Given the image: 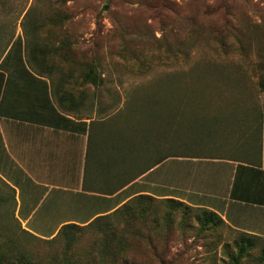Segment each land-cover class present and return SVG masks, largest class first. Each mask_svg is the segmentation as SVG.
<instances>
[{"label": "rangeland", "instance_id": "rangeland-1", "mask_svg": "<svg viewBox=\"0 0 264 264\" xmlns=\"http://www.w3.org/2000/svg\"><path fill=\"white\" fill-rule=\"evenodd\" d=\"M147 1L0 0V60L18 36L24 64L31 69L34 67L29 54L33 41L39 46L46 43L51 47L46 62L56 65L53 71L56 77L60 74L76 78L80 83L88 65L95 68V61L100 63L99 72L106 80L104 85L98 89L91 84L84 85L86 94L95 95V212L105 209V204L109 208L139 193L156 199L170 197L192 207L206 208L194 205L197 200L185 201L195 199L189 184L194 159L230 155L246 158L254 156L260 148L255 128L258 127L256 122L264 116V93L256 85L257 72L231 49L226 50V56H217V36L209 32L211 22L207 20H203L207 34L195 38L196 48L190 52L188 64H168L160 47L142 40L145 34L152 39L162 34L172 42L177 36V25L169 22L163 27L166 19L162 22L155 19V8L149 10L147 6H151ZM150 1L156 5L154 0ZM260 1L264 0H237L235 7L239 15L249 14L251 19L259 21L264 11L257 17L254 9L260 7ZM260 8H264L263 2ZM51 21L57 25L51 26ZM39 23L46 25L35 31L33 26ZM263 33L258 37L262 41ZM224 34L225 31L222 36H228ZM59 45H64L62 52L67 55L66 59L54 50ZM154 48L165 64L151 68L144 75L130 72L135 62ZM123 49L132 52L126 51L123 57L120 55ZM246 51L244 55L254 61L252 46ZM136 54L138 57L134 56ZM68 71H73L74 76L69 77ZM169 126L174 128V134L170 131L165 135L163 132L169 130ZM147 129L156 133L159 130L163 138L158 141L163 147L169 146L165 139H173L174 151L191 156L164 159L155 170L136 176L131 187L108 198L109 190L121 179L119 176L127 177L128 172V167L115 161L119 134L127 137L136 131L142 139ZM182 141L189 145L185 146ZM139 146L141 142L137 140L135 148ZM0 190L4 198L0 230L9 232L13 247H19L33 258L55 253L63 247L60 241H45L56 235L60 226L68 223L66 220L82 226L93 219H84L90 208L74 206L80 201L72 205L65 201L53 207V201L61 196L53 190L44 197L38 193L37 201L25 203L32 210L25 222L24 217L16 215L18 203L11 188L0 185ZM71 194L67 199L74 196ZM109 199L113 205H109ZM81 220L83 224H79ZM227 225L203 236L196 234L195 229L181 231L174 225L166 240H155L152 245L149 241L143 243L136 260L139 264H227L223 247L233 245L237 230ZM94 234V229H85L76 248L89 250ZM243 264L255 263L248 260Z\"/></svg>", "mask_w": 264, "mask_h": 264}, {"label": "trees", "instance_id": "trees-1", "mask_svg": "<svg viewBox=\"0 0 264 264\" xmlns=\"http://www.w3.org/2000/svg\"><path fill=\"white\" fill-rule=\"evenodd\" d=\"M154 1L156 5L150 0L147 1L146 4L151 6H147L148 9L155 8L154 18L159 19L160 22L166 19V24L163 27L169 22L172 25H177V36L173 38L172 42H168L162 34L159 37L154 36V39L145 34L142 41L144 43L154 42L155 48L160 47L165 53L164 58L166 62H169L168 64H178V66L188 64L190 52L196 48L195 38L207 34L203 22V20H207L211 22L208 27L209 32H213L217 36L215 38L217 56H226L227 49H231L235 54L240 55L247 66L257 72L256 85L264 93V41L258 39L261 32H264V17L256 21L251 19L252 17L249 14L239 15L235 7L237 0ZM262 2L264 3V1H260V7ZM190 5L193 6L191 9L188 8ZM260 7L256 6L254 9L257 17H260L262 11H264V8ZM50 24L51 26L57 25L54 21H51ZM45 25V23L35 24L33 29L37 31L38 28ZM223 31L226 32L224 35L228 36H222ZM262 36H264V33ZM34 42L30 47L29 54L33 62V70L53 74L56 65L46 62L51 47L47 46L46 43L39 46ZM254 43L255 45H253ZM251 46L256 57L254 61H250L245 56L247 55L246 48L249 50ZM13 48L16 54L11 63L12 67H21L24 72L29 73L22 58V43L18 36L8 48L0 67L10 58V51ZM155 48L151 51L147 50L141 60L137 61L138 63L135 62L134 66L130 68V72L138 76L144 75L151 68L165 64ZM54 50L61 53L63 59L67 58V55L62 52L64 45H59ZM126 51L127 49H123L120 55L124 57L127 54ZM127 52L131 53L132 51ZM134 56L138 57L137 54ZM99 68V61H95V68L88 65L87 70L82 73L81 83L83 85L91 84L96 89L104 85L106 80L99 72ZM17 71L18 69L15 72ZM61 73H65V71H61ZM2 75L0 72V76ZM68 76L73 77L74 72L68 71ZM196 117H199V115H196ZM253 118L255 117L253 116ZM170 131H172L171 134H174V128L172 129L169 126V130L163 133L168 135ZM250 131L252 132V130ZM135 132L134 135H128L127 137H123V134L118 136L119 144L116 148L115 161L118 160L119 165L122 164L125 165V168L128 167V172L127 177L119 176L121 179L113 189L109 190V194L121 189L134 180L136 176L144 174L168 157L191 156L174 151L175 146L171 145L173 139H165L169 146L163 147L161 142L158 141L159 138H163L159 130L156 133L147 129L146 135L142 139ZM137 140L141 142V146L135 148ZM183 144L185 146L189 145L187 141H184ZM138 149L141 151H136ZM257 153L259 155L260 148L257 149ZM259 158L257 164L260 163ZM3 202L4 198L0 196V209ZM147 224L148 228H146ZM174 225L176 229L181 231L195 229L196 234L203 236L204 234L213 233L216 229L227 224L213 210L192 207L183 201L170 197L156 199L151 195L139 193L131 196L113 210L99 213L88 224L82 226L74 222L62 224L56 235L45 242L60 241L63 247L46 256H35L33 258L26 251L20 250L19 247H13V240L7 235L9 232L1 229L0 264H139L136 260L138 248L148 241L152 245L155 240H166L167 235L174 230ZM85 229H94L95 239L90 242L89 250H78L76 247L80 243L82 232ZM232 244L233 249L230 245L223 247L224 254L227 256L225 261L227 264H243L248 260H253L255 264H264V237L237 229Z\"/></svg>", "mask_w": 264, "mask_h": 264}, {"label": "crops", "instance_id": "crops-1", "mask_svg": "<svg viewBox=\"0 0 264 264\" xmlns=\"http://www.w3.org/2000/svg\"><path fill=\"white\" fill-rule=\"evenodd\" d=\"M15 54L10 51L11 62L7 59L0 67V185L11 188L18 203L17 217L26 222L32 210L25 203L53 190L61 194L53 207L80 201L74 206L90 208L84 219L120 206L126 198L114 205L109 199L113 206L105 204V209L95 212V95L84 93V85L76 78L36 72L27 65L29 73L11 67ZM256 124L259 155L256 150L246 158L194 159L189 184L195 199L184 200H197L194 205L215 211L233 228L264 237V116ZM133 183L107 197L113 198ZM69 193L74 196L67 199Z\"/></svg>", "mask_w": 264, "mask_h": 264}]
</instances>
